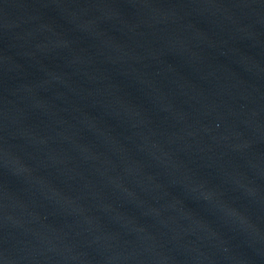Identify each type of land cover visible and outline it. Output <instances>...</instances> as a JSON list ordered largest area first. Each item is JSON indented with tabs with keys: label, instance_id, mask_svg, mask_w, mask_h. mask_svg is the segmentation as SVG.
Masks as SVG:
<instances>
[{
	"label": "water",
	"instance_id": "water-1",
	"mask_svg": "<svg viewBox=\"0 0 264 264\" xmlns=\"http://www.w3.org/2000/svg\"><path fill=\"white\" fill-rule=\"evenodd\" d=\"M0 264H264V0H0Z\"/></svg>",
	"mask_w": 264,
	"mask_h": 264
}]
</instances>
